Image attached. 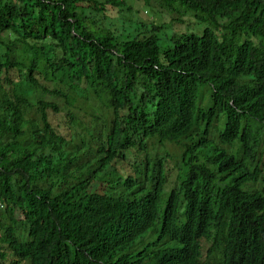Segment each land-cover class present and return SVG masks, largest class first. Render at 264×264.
I'll return each instance as SVG.
<instances>
[{"label": "trees", "instance_id": "1", "mask_svg": "<svg viewBox=\"0 0 264 264\" xmlns=\"http://www.w3.org/2000/svg\"><path fill=\"white\" fill-rule=\"evenodd\" d=\"M135 1L200 29L0 0V264H202L176 259L186 232L264 264V0Z\"/></svg>", "mask_w": 264, "mask_h": 264}, {"label": "clouds", "instance_id": "2", "mask_svg": "<svg viewBox=\"0 0 264 264\" xmlns=\"http://www.w3.org/2000/svg\"><path fill=\"white\" fill-rule=\"evenodd\" d=\"M180 167H183L182 164H178V163H170L167 167L166 170V180H174L178 177V175L181 173V169ZM171 188H169L168 190H170ZM167 190V191H168ZM184 208V209H183ZM197 207H186V204H184V206L182 205L180 210L178 209V217H176L177 222L178 223H187L189 221L188 218H190V210H195ZM182 209V210H181ZM187 212V217L186 215L183 216L182 213L180 212ZM170 218V219H169ZM168 218V222H167V228H169V230L173 231L174 233L177 232V234H180L177 229H176V225H175V221H174V217L173 215H171ZM151 230H153V237L150 238V240L152 239L154 244L155 241L159 238V235H161V233L165 232L163 231V228L161 227V225L158 222H153L150 226ZM170 234V236H172L173 234L169 233V232H165ZM181 236L184 237V239H180L179 237L172 242L174 244V248H175V256L177 257V260H180L182 258L187 257V255H191L193 258L196 257V254L198 252L201 253H205V256L201 257V261L203 262L202 264H227V259L228 256H225L223 254L222 251L218 250L215 251L214 253L211 252V249L208 251L210 244L208 245V243L206 242H197V238L194 237L196 234L195 232H193V234L189 237H187V232L184 234H180ZM175 236V235H174ZM164 239H168V237H163ZM210 253H208V252ZM207 254V255H206ZM241 261V260H240ZM245 262L241 261V264H244Z\"/></svg>", "mask_w": 264, "mask_h": 264}, {"label": "rangeland", "instance_id": "3", "mask_svg": "<svg viewBox=\"0 0 264 264\" xmlns=\"http://www.w3.org/2000/svg\"><path fill=\"white\" fill-rule=\"evenodd\" d=\"M129 6H131V8L134 10H138L140 11V18L145 20L146 23H150V21L152 19H154V23L156 25H162L165 28L162 31H167V33H171V31H173L174 29L176 30H180V32H189V31H197L198 29H200V26L197 25L194 21H188V22H184L183 25H180L178 23H175L172 21V16L168 15L167 13H159L157 15H155L152 11H148L146 10V7L143 5L142 2H137L135 0H127ZM112 21L115 24V28L118 29V31H121L122 29V22H120L118 20L117 17H115L114 19H112ZM170 27V28H169ZM170 29V30H168ZM84 120L86 122L89 121V116L84 115Z\"/></svg>", "mask_w": 264, "mask_h": 264}]
</instances>
